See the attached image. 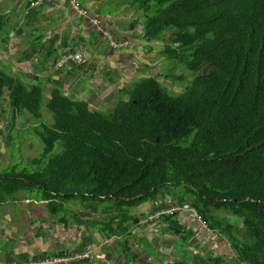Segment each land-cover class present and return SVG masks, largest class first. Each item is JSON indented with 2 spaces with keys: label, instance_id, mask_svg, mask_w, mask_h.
<instances>
[{
  "label": "trees",
  "instance_id": "1",
  "mask_svg": "<svg viewBox=\"0 0 264 264\" xmlns=\"http://www.w3.org/2000/svg\"><path fill=\"white\" fill-rule=\"evenodd\" d=\"M130 4L143 14V48L148 53L161 43L168 74L140 67L139 77L97 104L108 102V108L64 95L56 69L45 103L53 119L43 122L44 82L37 77L27 84L0 68V104L8 103L11 126L17 130L16 117L22 125L31 122L43 145L39 157L0 172V204L24 192L45 201L50 212L71 214L84 230L97 228L132 260L140 255L128 240L145 226L159 229L160 238L179 236L186 246L178 215L194 208L235 252L199 254L204 263L264 264V0ZM8 23L0 14V30ZM30 45L28 57L41 56V62L53 52L42 56L36 39ZM180 67L183 73H173ZM9 134L3 133L6 146L13 141ZM70 202L83 212L71 210ZM146 203L147 210L137 211ZM101 205L107 215L96 218ZM176 206L181 210L166 212ZM154 246L150 253L157 257ZM172 264L191 263L180 258Z\"/></svg>",
  "mask_w": 264,
  "mask_h": 264
},
{
  "label": "crops",
  "instance_id": "2",
  "mask_svg": "<svg viewBox=\"0 0 264 264\" xmlns=\"http://www.w3.org/2000/svg\"><path fill=\"white\" fill-rule=\"evenodd\" d=\"M18 1L21 8H19L20 16L16 18L9 16L8 13L15 10L12 2L0 0V14L7 15L9 23L13 25L11 34L7 33L4 40V45L8 46L7 50L13 54V63L11 61L12 55L2 60L9 67L12 66L11 69L25 83L31 84L38 77V81H46L44 83L46 87L51 88L53 75L57 77L56 67L55 65L52 66L53 57L59 56L64 48L73 50L82 47L88 56V64L81 67L79 71H74V67L68 65L65 70L61 71L60 83L63 84L65 93L69 96L76 93H91L94 99L90 97L87 100L106 102L119 89L125 87L133 77L140 75L137 74L140 67L157 64V62L153 64L151 61V59H155V50L152 49L151 52L146 53V49L143 48L146 42L142 36L143 26L137 24V22H142L140 20L141 14L138 13L137 15L130 4L131 0H78L86 11L84 16H78L72 11L69 5L70 0H46L38 6L33 4L34 0ZM8 2L11 3L10 7L6 6ZM104 5L106 8H101ZM95 16L99 18L97 19L102 22L104 28H108V31L109 28L118 30L114 32L115 35H112L120 43V47H108L106 40L90 25L89 20ZM21 21L24 24H21ZM121 24H127V28L122 27ZM18 29H22V32L18 33ZM33 39H36L34 49H40L41 55H46L47 50H53L50 57L44 62H41V56L34 58V61L28 58L30 42ZM103 46L105 47L103 48ZM95 50L98 54L92 57L90 52ZM34 63L38 65H34ZM27 64L34 65L35 73L32 71L30 74L27 73V68H29ZM100 69H104L103 73ZM147 71H151V69H147ZM95 73L107 77L106 87L101 86L100 79L94 77ZM146 73L149 74V72ZM22 77H27V79ZM70 79H74L75 82ZM70 82H72L71 85ZM93 87L95 89L90 90ZM26 137L31 136L27 133ZM67 205L71 210L83 212L80 204L79 207L73 202ZM103 207L99 209L102 210ZM56 212V209L50 212L45 201L37 200L35 197L22 192L15 197L13 203L7 201L1 203L0 264L20 260H35V258L38 259L48 254H64L95 247L100 253L98 252L97 259L95 258L91 264L110 263L108 260L119 251L118 243L99 247L100 241L105 239V236L101 235L97 228H85L84 230L83 226L75 223L71 214L67 213L66 218H64L55 214ZM98 214L99 212L95 215L96 218H100ZM178 219L186 231L187 242H190L187 247L194 254H198V247L201 246L209 251L208 249H212L214 245V249L217 250L221 239H214L215 234L205 228L194 216L183 211L178 215ZM85 231H87L86 237L84 236ZM158 231L159 229L150 226L132 230L135 236L129 238L128 242L140 256L144 257L140 258L139 256L136 260H132V264H152V261L145 259L148 258L150 251L139 243V240L150 241L149 237L154 236V233ZM164 238L166 244H171V250L177 252L176 245L179 242V236L171 238L170 235H167ZM83 240V244H86L84 248L80 244ZM151 247L156 248L154 245ZM200 249L201 252H204L202 248ZM225 249L226 245H224L223 252H226ZM157 250L160 251L159 248ZM150 257L151 255L149 259ZM102 259L108 260L106 263H101ZM126 261L128 262V260Z\"/></svg>",
  "mask_w": 264,
  "mask_h": 264
},
{
  "label": "rangeland",
  "instance_id": "3",
  "mask_svg": "<svg viewBox=\"0 0 264 264\" xmlns=\"http://www.w3.org/2000/svg\"><path fill=\"white\" fill-rule=\"evenodd\" d=\"M6 1H11L13 6L15 7L14 11H9L8 12L9 16L19 18V16H20L19 8H21V6L19 4V1L18 0H6ZM6 6L10 7L11 3L8 2ZM101 8H106V5H104ZM135 11H136V13L138 15L139 11L137 9ZM139 13H141V12H139ZM142 17H143V14L141 13V17L140 18H142ZM21 24H24V22L21 21ZM137 24H141V21L137 22ZM121 25H122V27L127 28V24H121ZM12 29H13V25H11V23H9L7 26L2 27V29L0 30V58L4 57V60H5V59L9 58L10 55H12L11 61L13 63V54H12V52L10 53V51L7 50L8 46L4 45V40H5L6 36H7L6 34L7 33L11 34ZM145 44H146V42H145ZM104 47L105 46H103V48ZM152 47L156 50L157 57H155V59H151V61H152L153 64L156 63V62H157V64L149 65L151 67V71H146V72L153 73L156 76L158 74H162V73H164L163 75H167L168 72H166V70H167V68L169 66L163 61L164 60L163 57H161V56L159 57V50L161 49V43H158L157 45H153L152 44ZM96 54H98V52L96 50L90 52V55L92 57L95 56ZM28 58L29 59H33V61H34V58H36V57H28ZM162 61H163V63H162ZM0 63H2V59H0ZM34 65H38V64L34 63ZM34 65L33 64H31V65L27 64V66L29 67V68H27V73L28 74H30L31 71L33 73H35L34 69H33ZM79 70H80V68L74 67V71H79ZM100 70H101V73H103L104 69H100ZM183 70H184V67H180L176 71H174L173 73L180 74V73H183ZM94 77H98L100 79L101 86L102 87H106L105 84L107 83V77H103L102 74H98V73H95ZM23 79H27V77H25ZM189 80L190 79H187V80H185L184 83H182V90H185V87L189 83ZM45 82L46 81H44V83ZM92 82H93V80H92ZM161 82H164V81L161 80ZM175 84H179V83L176 82ZM48 89L49 88H46V85H45V89H44L45 97L43 98L41 112H42V121L46 122V123H51L52 119H53V116H52V113L47 109L46 104H45L47 99H48V96H49V94L47 92ZM92 89H95V88L93 87L90 90H92ZM68 96H69V94H68ZM69 97L74 98V99L75 98L76 99H87V98L91 97L92 99H94L91 96V93H85V94L76 93V94L71 95ZM89 103L91 105V108H94V109H97V110H101L100 108H102V109H104L106 107L108 108L109 105H110V103L107 102V103H105V105H103V107H98L97 103H93L92 100H90ZM11 116H12V114H11V110H10V108L8 106V103H5L3 100H1V104H0V150H1V152H0V154H1V158H0V172L6 171V170H8L11 167V165L18 164V163L19 164L21 163V165H20V167H21V166H23L24 163H26L28 161V159L37 158L43 152V145H42L40 139L35 135V133L33 131V124L30 122V124L22 125V124H20L18 122V118L16 117V120L14 121V125L16 126L17 130H15L11 126L12 125V122H10ZM3 133L6 134V135H7V133H10L9 135L11 136V138L13 140V141L9 142V144L7 146L5 145V142H4L6 138H4ZM27 133L31 137L26 138ZM58 150H59V146L57 145L56 148L53 151V154L58 152ZM19 195H20V193H17L13 197L15 198V197H17ZM13 199L12 200L11 199L8 200L7 202L13 203ZM73 203H74V205L79 207V203L78 204L76 202H73ZM103 206L104 205H101V207H103ZM148 208H149V204L146 203L145 205L140 206V208H138L137 211L147 210ZM106 215H107L106 212H104L103 210H100V212L98 214V217L103 218ZM228 221L229 222H235V221L237 222V219L235 217H233V216H229ZM219 238L221 239V242H219V246H218L217 250L214 249V245H213L212 249H208L211 252H209L207 250L204 251V249H203L204 252H201L200 251L201 249H198V251H197L198 254H194L191 250H189V247H187V244L190 243V242H187L186 246L184 244H180L179 242H177V245H176L177 252H178L177 253V252H174L173 250H171V244L170 243L166 244V242H165L166 240H165L164 237H163V239H160L158 234H154V236L149 237L150 241H148V242L149 243H153L154 245L160 242V244H159V250H160L159 253H161V254L159 256H157V257H153V255L149 253V256L151 255L150 259H149V256H148V258H145V259L148 260V261H152V264H172L175 260H178L180 258L182 260L188 262V263H191V264H206V263H204L202 258L199 257V254L203 255V257L205 258V256H214L213 253H216L215 255H217L218 253H223L224 245H226L225 251L227 252L229 250L228 245H227L224 237L217 233V235L214 237V239L218 240ZM139 243H141L143 246L147 247L148 251H150L152 249L151 246H148V243H147V241L145 239H143V241H141V242L139 241ZM196 246L198 247V245H196ZM200 248H204V247L201 246ZM118 250L119 251L114 255V257H112L110 260L102 259L101 263H106L107 260H108V262L110 261V263H108V264H132L131 263L132 262V257H128V258L124 259L125 258V254L123 253V251L119 247H118ZM231 252H232L231 250L228 251V253H231ZM232 253L235 254L234 251ZM229 255H231V254H229ZM142 258H144V257H142ZM126 260H128V262ZM72 264H74V263H72Z\"/></svg>",
  "mask_w": 264,
  "mask_h": 264
},
{
  "label": "built area",
  "instance_id": "4",
  "mask_svg": "<svg viewBox=\"0 0 264 264\" xmlns=\"http://www.w3.org/2000/svg\"><path fill=\"white\" fill-rule=\"evenodd\" d=\"M45 0H35L34 5H40ZM69 5L72 9V11L78 15L83 16L84 10L80 6V3L78 0H70ZM91 23L98 27L99 23L96 19H92ZM99 29V27H98ZM104 34L107 35V32H104ZM112 45H115L114 43H111ZM85 61V58L81 52L71 53V52H65L62 55V58L58 62V67L64 66V62H75V63H82ZM181 210V207L176 206L175 208L166 210L167 213H172ZM190 213L197 215L195 209L190 208L188 209ZM146 222V221H144ZM114 240L110 239H103L100 241L99 247L103 246H110ZM99 251H97L96 247L93 249H85L80 251L71 252L68 254H48L44 256L43 258L35 259V260H20V261H14V262H8L3 264H72L76 263L82 260H89L94 261L96 256L99 254Z\"/></svg>",
  "mask_w": 264,
  "mask_h": 264
},
{
  "label": "clouds",
  "instance_id": "5",
  "mask_svg": "<svg viewBox=\"0 0 264 264\" xmlns=\"http://www.w3.org/2000/svg\"><path fill=\"white\" fill-rule=\"evenodd\" d=\"M35 3V0L33 1V4ZM36 6H38V5H36ZM81 6V5H80ZM82 7V6H81ZM82 9L84 10V15L86 14V11H85V9L82 7ZM83 15V16H84ZM98 18V17H97ZM96 18V16L95 17H93V18H91L90 20H89V23H90V25L92 26V27H94L95 29H96V31L97 32H99L100 34H101V36L103 37V39H105L106 40V42H107V45H108V47L110 46V47H120V43L118 42V41H116L115 39H114V37H113V35H115L114 34V32H117L118 30L116 29V28H109V31H108V28H104V26L102 25V22L100 21V20H98ZM92 19H96L97 21H98V23H99V25H98V27H99V29H98V27H96L95 25H93L92 23H91V20ZM107 25H108V27H110L109 26V24L107 23ZM104 32H107V35L106 34H104ZM113 34V35H112ZM111 43H114L115 45H112ZM9 51V50H8ZM65 52H71V53H76V52H81L82 54H83V56H84V58H85V61L84 62H82V63H75V62H64L65 64H64V66H62V67H58V62H59V60L62 58V55L65 53ZM60 58L58 59V60H56V64H55V67H56V69L61 73V75H62V70H65L66 69V67L68 66V65H71L72 67H78V68H81V67H85L87 64H88V62H89V59H88V56L86 55V53L84 52V50H83V48L82 47H79V48H77V49H70V48H64L60 53ZM42 56H44V55H42ZM34 57V56H33ZM35 57H37V56H35ZM1 59V58H0ZM0 68H2L5 72H7V73H10V74H12V75H17L8 65H7V63L4 61V60H2V63H0ZM7 66V67H6ZM6 67V68H5ZM9 68V69H8ZM159 75V74H158ZM62 79V78H61ZM71 81H74L75 82V80L74 79H70ZM70 85L72 84V82H70L69 83ZM47 88V87H46ZM60 88H61V91H62V93L64 94V95H66V96H68L66 93H65V88H63V84L62 83H60ZM76 99V98H75ZM79 100H84V99H79ZM86 101L87 102H89V100H87L86 99ZM93 103H99V102H95L94 100L92 101ZM90 104V103H89ZM194 209V208H193ZM186 212H188V213H190V211L187 209L186 210ZM191 215H193L195 218H196V216L197 215H194V214H192V213H190ZM197 214V213H196ZM197 220H199L200 221V218H196ZM201 222V221H200ZM201 224L206 228V224L205 223H203V222H201ZM215 234V236L217 235V233H214Z\"/></svg>",
  "mask_w": 264,
  "mask_h": 264
},
{
  "label": "bare ground",
  "instance_id": "6",
  "mask_svg": "<svg viewBox=\"0 0 264 264\" xmlns=\"http://www.w3.org/2000/svg\"><path fill=\"white\" fill-rule=\"evenodd\" d=\"M54 128V127H53ZM90 140V139H89Z\"/></svg>",
  "mask_w": 264,
  "mask_h": 264
}]
</instances>
